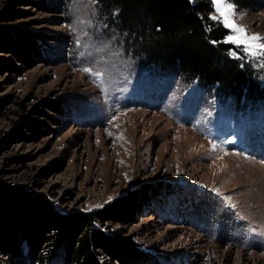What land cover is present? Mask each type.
I'll use <instances>...</instances> for the list:
<instances>
[{"label":"rangeland","instance_id":"374dc122","mask_svg":"<svg viewBox=\"0 0 264 264\" xmlns=\"http://www.w3.org/2000/svg\"><path fill=\"white\" fill-rule=\"evenodd\" d=\"M43 1L0 0V45L36 33L46 59L22 62L0 48V183L44 193L66 215L116 210L158 186L132 221L102 227L147 251L139 264H264V57L230 49L263 87L260 100L238 99L142 55L119 10L109 15L100 0ZM229 2L234 22L264 37V0ZM52 100L61 113L46 106ZM33 106L51 115L47 129L5 142ZM57 241L47 229L38 251L53 254L25 263L66 264ZM21 247L27 257L24 236ZM0 264L20 263L0 250Z\"/></svg>","mask_w":264,"mask_h":264},{"label":"trees","instance_id":"16d2710c","mask_svg":"<svg viewBox=\"0 0 264 264\" xmlns=\"http://www.w3.org/2000/svg\"><path fill=\"white\" fill-rule=\"evenodd\" d=\"M100 1L109 15L119 10L118 25L128 31L136 49L148 59L187 77L198 76L205 86L218 83L222 92L235 98L239 99L244 94L253 102L262 99L263 87L252 68L247 63L241 65V60L230 53L234 44L224 42L229 29L220 21L210 18L212 8L208 0ZM235 2L251 6L257 0ZM41 37L60 40L52 35ZM5 38L6 42H2L0 48L13 54L19 61L32 64L46 60L42 57L38 44L40 38L36 33L18 31L13 39ZM10 68L19 70L15 65ZM0 98L3 99L0 100L2 107L8 96ZM46 106L54 113L62 112V103L58 100H52ZM43 116L51 117L39 106L24 109L14 121L13 129L6 133L5 142L19 134L33 137L39 131L46 130ZM160 190L158 186L144 187L135 192L130 204L121 203L116 210L113 205H108L92 212L66 215L55 209L44 193L32 195L0 183V250L8 252L11 259L20 264H26V258L29 262L46 260L54 250H50L47 256L40 255L39 243L47 229H55L57 242L66 251V264L144 263L149 260L147 251L134 248L131 241L126 242L118 232H109L102 227L107 221L122 224L132 221L144 203L149 202L148 194H157ZM96 221H99L98 227L94 226ZM23 236L30 246L27 257L21 247Z\"/></svg>","mask_w":264,"mask_h":264},{"label":"snow or ice","instance_id":"6c2138e0","mask_svg":"<svg viewBox=\"0 0 264 264\" xmlns=\"http://www.w3.org/2000/svg\"><path fill=\"white\" fill-rule=\"evenodd\" d=\"M95 2V0H93ZM215 15L210 18L219 20L225 28L230 29L231 34L225 39V43L234 44L237 47H243L244 52L254 56L264 57V37L249 34L247 30L234 22L235 10L229 0H212ZM86 73L91 69L84 68ZM99 75V73H97ZM215 145L213 148L215 149ZM218 191V189L216 190Z\"/></svg>","mask_w":264,"mask_h":264},{"label":"bare ground","instance_id":"6f19581e","mask_svg":"<svg viewBox=\"0 0 264 264\" xmlns=\"http://www.w3.org/2000/svg\"><path fill=\"white\" fill-rule=\"evenodd\" d=\"M181 128V127H180Z\"/></svg>","mask_w":264,"mask_h":264}]
</instances>
